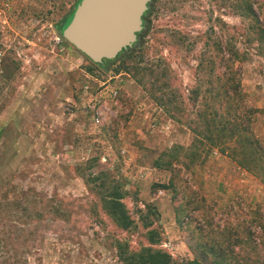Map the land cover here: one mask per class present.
I'll use <instances>...</instances> for the list:
<instances>
[{
  "label": "rangeland",
  "instance_id": "374dc122",
  "mask_svg": "<svg viewBox=\"0 0 264 264\" xmlns=\"http://www.w3.org/2000/svg\"><path fill=\"white\" fill-rule=\"evenodd\" d=\"M212 1L155 0L139 43L93 64L64 37L61 21L79 0H0V264H120L115 242L126 235L85 185L100 173L124 192L137 225L127 236L132 250L147 246L137 213L147 203L159 216V248L173 260L193 258L188 246L209 220L241 235L245 204L264 220V186L219 149L170 171L152 167L173 145L189 146V127L201 123L196 108H217L209 98L215 76L226 78L225 62L206 44L244 52L236 66L245 102L264 109V45L237 1ZM252 8L264 26V2ZM196 89L203 98L194 101ZM253 132L264 140V113ZM168 181L173 190L151 188Z\"/></svg>",
  "mask_w": 264,
  "mask_h": 264
},
{
  "label": "trees",
  "instance_id": "16d2710c",
  "mask_svg": "<svg viewBox=\"0 0 264 264\" xmlns=\"http://www.w3.org/2000/svg\"><path fill=\"white\" fill-rule=\"evenodd\" d=\"M154 1H149L146 11L141 16L142 28L136 34L135 42L120 53H129L139 43L148 27ZM236 1L237 5L234 7L231 0H220L222 5H226L224 7L240 10L238 16L249 20L257 45H264V26L253 11V0H235V3ZM74 12L73 9L61 22ZM215 21L219 23L218 29L225 26L220 19L217 18ZM211 44L212 46L206 44V47H212L214 54L219 58V63L225 62L226 69L224 82L220 83L223 73L215 76L218 88L209 98L217 108H212L205 101L196 108L194 115L201 123L189 127L192 134L189 146L183 148L173 145L152 161V167L170 171L172 165L181 162L182 159L187 161V165L197 163L201 155L216 148L264 186V140L253 132L255 115L264 113V109L252 108L245 102L246 97L241 90L239 69L236 66L237 63L245 61V54L233 44L222 46L218 41ZM197 67H202L201 62L197 63ZM156 82L153 90L161 92L164 88L161 87V82ZM192 93L194 101L203 98L199 89L193 90ZM107 178L106 173L87 176L85 185L88 192L95 196L102 213L115 228L126 235L117 238L115 242L116 256L120 264H264V220L260 208L249 203L243 206V209L245 208L243 215L249 219L242 227L241 235H232L225 229L219 230L218 226L209 220L207 225L197 229L199 234L196 242L188 246L193 258L181 260H173L168 253L159 248L160 238L156 230L158 213L153 204H144V210H138L137 213L139 221L143 222V237L147 241V246L132 250L127 243V236L136 231L137 225L130 218L122 201L123 190L111 185L112 182L110 183ZM151 188L174 189L169 181L167 184H152ZM207 226L210 227L208 230ZM255 229L258 231L256 234Z\"/></svg>",
  "mask_w": 264,
  "mask_h": 264
},
{
  "label": "water",
  "instance_id": "95a60500",
  "mask_svg": "<svg viewBox=\"0 0 264 264\" xmlns=\"http://www.w3.org/2000/svg\"><path fill=\"white\" fill-rule=\"evenodd\" d=\"M150 0H79L65 20V40L93 64L114 59L141 30Z\"/></svg>",
  "mask_w": 264,
  "mask_h": 264
},
{
  "label": "built area",
  "instance_id": "2783aa9c",
  "mask_svg": "<svg viewBox=\"0 0 264 264\" xmlns=\"http://www.w3.org/2000/svg\"><path fill=\"white\" fill-rule=\"evenodd\" d=\"M116 95H117V92L113 91V90H111L110 93H109V97L110 98H115ZM92 121H93L92 123H93L94 126L98 125L99 122H100V113L96 112L95 113V117H93Z\"/></svg>",
  "mask_w": 264,
  "mask_h": 264
},
{
  "label": "flooded vegetation",
  "instance_id": "af4514ba",
  "mask_svg": "<svg viewBox=\"0 0 264 264\" xmlns=\"http://www.w3.org/2000/svg\"><path fill=\"white\" fill-rule=\"evenodd\" d=\"M107 61V60H106ZM105 62V61H104ZM104 62H102V63H104Z\"/></svg>",
  "mask_w": 264,
  "mask_h": 264
}]
</instances>
